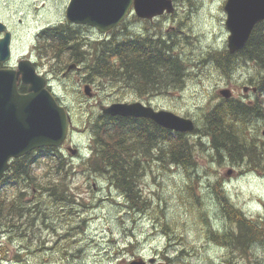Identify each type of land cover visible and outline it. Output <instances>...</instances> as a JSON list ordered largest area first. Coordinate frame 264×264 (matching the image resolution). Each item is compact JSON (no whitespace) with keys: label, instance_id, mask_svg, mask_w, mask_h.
I'll return each mask as SVG.
<instances>
[{"label":"rangeland","instance_id":"1","mask_svg":"<svg viewBox=\"0 0 264 264\" xmlns=\"http://www.w3.org/2000/svg\"><path fill=\"white\" fill-rule=\"evenodd\" d=\"M172 1L174 11L171 14L165 13L151 20L148 38L163 40L167 45L176 42V54L181 59L183 75L176 84L174 80L177 77L166 76L167 83L154 91L163 93L156 107L192 121V118L197 120L195 130L189 136L184 135L192 146L197 166L193 170L175 167L167 162V153L164 155L167 160L160 161L157 159L161 156L158 147L151 151V157L143 152L150 161V164L144 161L143 178L138 184L145 205H134L132 202L129 205L126 191L108 185L105 177L93 171L83 172L79 164L87 159H91L92 163L97 157L96 136L91 131L101 114L100 107L130 99L131 87H128L129 91L121 92V88L127 86L108 80H101L94 86L83 79L81 73L84 69L73 72L70 78L61 76L52 80V88L70 112L73 124L65 147L52 152V155L54 158L61 156L67 161V168L71 166L73 169L74 174L67 178V182L80 205L75 206L72 215L47 214L42 222L46 226L39 228L40 233L35 236L31 235L28 224L20 230L11 228L9 231H18L29 237H8L0 232V262L5 261L2 264H130L140 260L139 255L150 258L160 254L165 259L167 252L176 261L182 259L184 264H264V170L247 169L245 163H240L242 166L232 164L227 156L220 159L209 150L210 137L206 132L205 117L212 109L227 102L220 95L223 89L231 90L236 99L261 105H264V90L259 89L253 63L246 65L238 60L235 70L228 77L217 69L219 67L210 58L211 53L227 49L229 32L224 10L227 0ZM0 2V22L8 26L19 24L25 33L13 45L10 64L16 66L21 54L31 53L39 28L47 29L65 21L70 1ZM125 23L126 29L119 30V35L128 31L137 34L143 28V23L134 15ZM50 30L59 32L63 26ZM73 30L80 35L85 33V30ZM117 30L106 37L94 29L87 34L92 41L110 39L118 36L114 33ZM141 39L147 43V38ZM50 49L44 47L40 51L41 57L54 56L55 51ZM165 59H168V54ZM153 60L157 61V58L153 56ZM45 64L50 69L51 64L48 61ZM156 75L164 80L165 76ZM168 84L172 87L164 91ZM87 85L91 87L93 97L85 93ZM247 87L258 88L259 91L253 93L248 90V97H245L242 93ZM168 91L172 97L171 94L164 97ZM259 122L255 124L254 134L264 144V119ZM153 141L161 142L160 147H165L164 139L154 138ZM67 146L77 148L79 155L73 156ZM44 154L42 151L31 154L36 162V175L49 168L50 160H45ZM222 198L230 199V209L240 212L226 217L221 207ZM45 205L44 200V208ZM254 229L255 235L258 234L262 240L252 245ZM248 231L251 244L246 242L243 247L240 238L244 235L241 233L247 234ZM222 245V249L216 248Z\"/></svg>","mask_w":264,"mask_h":264},{"label":"trees","instance_id":"2","mask_svg":"<svg viewBox=\"0 0 264 264\" xmlns=\"http://www.w3.org/2000/svg\"><path fill=\"white\" fill-rule=\"evenodd\" d=\"M117 29L114 33L118 36L94 41L93 45V42L91 43L88 63H85V55L82 57L79 55L81 43L77 31L48 30L43 33L42 38L50 43L47 47H51L52 52L58 48L66 49L70 52L68 60L73 59L83 63L84 70L81 74L90 84H98L101 80L119 81L121 85L132 86L131 89L142 90L146 86H151L155 91L167 83L168 72H171L174 79L178 78L174 80V84L178 83L182 78L183 65L176 54L175 44L167 45L159 40L143 43L140 41L142 39L132 31L126 32L127 36L125 33L119 35V30L126 29L125 22ZM142 43L143 47H140ZM166 54L168 59H165ZM153 56L157 58V61L153 60ZM210 58L219 67L217 69L228 77L235 70L238 60L246 65L253 63L259 89L264 90V21L256 25L242 50L229 54L228 49H224L218 53H211ZM156 74L165 76L164 80ZM139 79L143 80L141 87L138 86ZM170 86L172 85L168 84L164 91ZM26 91L27 88L21 85L20 92ZM220 105L205 116L207 117V130H205L210 137L209 150L216 153L220 159L224 155L227 156L232 164L242 166L240 163H245L244 166L247 169L264 170V144L258 141L254 134L255 124H259L260 119H264V105L259 103L247 105L245 102L230 99ZM134 124L135 122L125 118L100 114L94 123L93 130L97 141V157L92 160V163L91 159L81 161L79 166L83 172L93 171L105 177L112 187L126 191L128 194L126 200L129 205L130 202L134 205H145L144 200L139 197L138 187L143 178L145 162L139 159L138 149L134 146L138 132ZM144 133L143 136L148 135L147 132ZM160 135L161 133L156 131L152 137L154 139ZM163 139L164 141L168 139L166 133ZM170 144V149L167 145L166 148L158 145L161 156H157V159L164 162L167 160L165 153H169L167 162L171 165L188 170L195 169L197 163L188 140L183 135L176 134L173 135ZM200 145H203L202 141ZM45 149L44 158L50 160V165L48 169L43 167L44 173L36 175V162L30 154L13 160L5 178L0 182L1 233L7 235L12 233V237H29L23 236L18 231H9L11 228L20 230L28 224L31 235L35 236L36 233H40L39 228L45 225L42 222L47 214L50 216L54 213L56 216L72 215L75 212V206L80 205L79 199L72 192L70 183L67 182L69 181L67 178L74 174L73 169L71 166L67 168L68 163L61 156L53 157L52 152H56L57 149ZM147 164H150V161H147ZM1 186H7V188H1ZM29 195L31 199L27 200ZM47 204L51 206L47 207ZM231 211L235 214L239 212L236 209ZM249 232L245 237L251 241ZM4 262L1 260L0 264Z\"/></svg>","mask_w":264,"mask_h":264},{"label":"water","instance_id":"3","mask_svg":"<svg viewBox=\"0 0 264 264\" xmlns=\"http://www.w3.org/2000/svg\"><path fill=\"white\" fill-rule=\"evenodd\" d=\"M224 10L229 32L227 49L230 54H235L245 47L256 25L264 21V0H227ZM173 11L172 0H70L66 18L71 23L86 25L108 35L130 14L153 19ZM3 32L0 62L7 63L11 60V35L0 23V33ZM18 68V71L11 68L0 70V181L5 178L14 159L35 150L62 146L72 122L70 113L47 88L46 79L36 72L33 63L22 60ZM21 83L28 86L26 93L19 91ZM85 93L89 97L94 95L88 85ZM220 95L229 99L231 91L223 89ZM101 111L111 117L148 118L176 133L189 134L195 130L191 119L170 111H155L141 103H113L102 106ZM69 151L75 155L78 150L69 148ZM130 264L145 262L138 259Z\"/></svg>","mask_w":264,"mask_h":264},{"label":"flooded vegetation","instance_id":"4","mask_svg":"<svg viewBox=\"0 0 264 264\" xmlns=\"http://www.w3.org/2000/svg\"><path fill=\"white\" fill-rule=\"evenodd\" d=\"M0 4H1V2H0ZM135 18H136V20L139 19L140 22L143 23V28H140L138 33L137 34L135 33V34L139 38H147V42H149L148 35L150 34V31H151L150 30L151 20L141 19L138 16H135ZM156 19L157 18H155L154 20H156ZM20 20L23 21L22 19H20ZM6 26H7L8 32H10L12 34L11 51L13 52V45L15 46V41H18L19 39H21V35H23L25 33L22 32V27L19 24H12V25H9V26L6 25ZM60 26L68 27L69 29H72V30L73 29L85 30L84 34H82V35L78 34L77 36L80 38L81 44L83 43V41H84V44H85V49L84 50H80L79 51V55L81 57L85 55V63H88L89 62V56H90L89 53H90V51L87 48L91 46L92 40H91L90 36H88L87 32L91 31L92 28L87 27V26H76L74 24H71V23L67 22L66 19H65V21H60L57 25H52V26H50L47 29L39 28L38 29L39 33L36 35V41L33 42V49L31 51V53L26 54L24 52L23 54H21L20 59L18 60V63L21 60H26V59L32 60L34 66L37 69V71L46 78L47 88L55 96H56V93L53 90L52 84H51L52 80H57L61 76H63L65 79H66V77L70 78V76L73 74V72H76L78 70H83V68H84L83 67V63L75 61L73 59L68 60L67 58H69L70 52L66 51V50H62V49L58 50L54 54V56H51V57L50 56L41 57V52L40 51L44 48V46H43V43L41 42L40 33L44 32L46 30H50L53 27H60ZM3 35L4 34H0V37H3ZM139 43H141V42H139ZM57 55H61V56L57 57ZM45 61H48L51 64L50 69H48L47 65L45 64ZM40 66H43V67H45L48 70H43V69H41ZM4 67L16 68V70H17L18 69V64L16 66H12L9 63L8 65L4 66L3 64L0 63V69H2ZM168 74L171 75V72H168L167 76H168ZM254 82L255 81H253V83ZM141 85H143V80L139 79L138 86L141 87ZM247 88H248V90H251V91L253 89H255V88H251V87H247ZM129 90H130L129 88H124V87L121 88V92H127ZM27 91H28V89H27ZM243 91H245V90L243 89ZM131 92H132V97L130 99H123L120 102L121 103L137 102V103H141L145 107L153 108L155 111H160V109L156 107V102H157L158 99L163 98V93L162 92L155 93L154 92V88L151 87V86H146L142 90L140 88H133V89H131ZM257 92H258V90L256 92H254V93H257ZM246 93H248V92H246ZM246 93H242V95L245 96ZM168 95H170V97H172V93L170 91L164 93V97H167ZM245 97H248V95H246ZM230 98L232 100L237 101V102H242V103L245 102L243 99H236L235 95H233L232 91H231V97ZM245 103L247 105L252 104V102L251 103L245 102ZM127 119L131 120L133 122H136L134 125L138 129V132H137L136 137H135L134 146L136 147V149H138V152H139L138 157H139L140 160H141L142 155H144L143 161H149V158L148 159L145 158L146 155L143 152L144 151L148 152V156L151 157V151L153 149H156V147H158V145L160 146L161 142L158 143L156 141H153V137L152 136H154V134H156V131H159L160 133L165 132L166 135H168V139L166 141H164V144H165V148H166V145H167L168 149H170V146H171L170 140L172 139V137L174 135V133L172 131L170 132V130L165 129V128L157 125L154 121H152L151 119H148V118H135V119L127 118ZM192 119H193L195 125L197 126V122H196L197 120L195 118H192ZM72 127H73V124H72ZM144 132H147L148 135L143 136L145 134ZM91 133H94V135H95V132L93 130L91 131ZM187 136H189V135H187ZM64 147H65V144L61 148H64ZM69 147L70 146H67V149ZM39 152L40 151L34 152V154H38ZM167 154L169 155V153H167ZM144 178L146 179V176H144ZM141 191L143 193V188H141ZM139 197L141 198V194H139ZM229 205H231L230 200L225 201V200L221 199V207L224 209V212H225L226 216H228V215H230L232 213V211L230 209H228ZM241 234L244 235V236H242L240 238L241 242H242L241 245L243 246L246 242H247V244L248 243L251 244V242L247 240L248 238L245 237L246 234H243V233H241ZM259 240L261 241L262 239L259 238ZM255 243H257V242H252V245H254ZM243 247H245V246H243ZM216 248L217 249H222L223 245L222 246H216ZM160 256H161L160 254H157L156 257L153 256V257H150V258H145V257H143L141 255H139L138 257L143 258L146 261L147 264H161V263L184 264V261L182 259H179L177 261L175 259H172L170 257L171 256L170 252H167L165 259H163Z\"/></svg>","mask_w":264,"mask_h":264},{"label":"bare ground","instance_id":"5","mask_svg":"<svg viewBox=\"0 0 264 264\" xmlns=\"http://www.w3.org/2000/svg\"><path fill=\"white\" fill-rule=\"evenodd\" d=\"M66 30H71V29H69V28H67ZM156 33V32H155ZM161 34V33H160ZM126 36H127V34H126ZM149 36V35H148ZM153 36V35H152ZM161 36V35H160ZM163 36V35H162ZM168 36V35H167ZM152 38V37H151ZM170 38V37H169ZM169 38H167V39H169ZM172 38V37H171ZM152 40V39H151ZM162 42H164L163 40H161ZM156 42V41H155ZM159 42H160V40H159ZM172 42V41H171ZM100 43V42H99ZM165 43V42H164ZM172 44H173V42H172ZM175 44H176V42H175ZM176 45H174V47H175ZM178 54V53H177ZM58 56H61V55H57V57ZM65 56V55H64ZM212 64V63H211ZM135 67V66H134ZM135 69V68H134ZM186 70V69H185ZM183 71V70H182ZM189 72V71H188ZM183 75V74H182ZM181 76V75H180ZM172 81H173V78H172ZM116 82V81H115ZM119 82V81H118ZM171 82V81H170ZM123 83V82H122ZM173 83V82H172ZM170 85V84H169ZM126 86V85H125ZM129 86V85H128ZM167 86V85H166ZM165 86V87H166ZM132 87V86H131ZM172 87V86H171ZM128 88V87H127ZM136 123V122H135ZM171 132V131H170ZM153 135V134H152ZM165 135V132H162L161 133V135L160 136H158L160 139H163V136ZM44 153H45V151H46V149H43L42 150ZM229 198V197H228ZM219 199V198H218ZM222 200H225V201H228L227 199H225V198H222ZM230 200V199H229ZM228 203V202H227ZM227 206V205H226ZM228 209H230V205H229V208ZM231 210V209H230ZM239 211V210H238ZM198 212V211H197ZM240 212V211H239ZM227 217V216H226ZM76 219V218H75ZM73 220V219H72ZM76 221V220H75ZM45 222V221H44ZM216 226V225H215ZM41 229V228H40ZM42 232H43V230H42ZM220 232V231H219ZM255 232H256V229H254L253 230V238L255 237V239L253 240V242H260V240H259V235L258 234H256L255 235ZM49 233V232H48ZM53 233V232H52ZM55 233V232H54ZM218 233V232H217ZM222 233V232H221ZM2 234H4V233H2ZM1 234V235H2ZM7 234H4V236H6ZM9 236L8 237H12V233L11 234H8ZM43 235V234H42ZM255 235V236H254ZM67 241V240H66ZM19 243V242H18ZM68 244H70V243H68ZM70 246H71V244H70ZM73 247V246H72ZM72 250V249H71ZM104 259V258H103ZM102 259V260H103ZM22 261V260H21ZM104 261V260H103ZM2 262H3V260H2ZM100 262V261H99ZM97 263V262H96ZM103 263V262H102ZM2 264V263H1Z\"/></svg>","mask_w":264,"mask_h":264}]
</instances>
